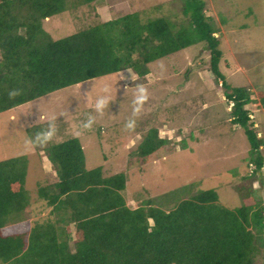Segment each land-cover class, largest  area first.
Returning a JSON list of instances; mask_svg holds the SVG:
<instances>
[{"label": "trees", "instance_id": "16d2710c", "mask_svg": "<svg viewBox=\"0 0 264 264\" xmlns=\"http://www.w3.org/2000/svg\"><path fill=\"white\" fill-rule=\"evenodd\" d=\"M65 2L0 0V112L123 69L144 78L152 61L203 43L209 70L231 102L230 121L243 129L253 172L260 170L263 140L244 108L251 92L231 85L221 72L217 28L204 13V0L183 1L187 20L181 25L161 15L142 21L133 11L51 39L42 22L64 10ZM257 93L264 107V91ZM27 132L54 173L51 182L38 185L37 195L55 220L31 226L18 220L28 205L27 160H0V264H264V206L252 192L234 208L222 205L214 188L168 200L169 208L150 198L130 207L122 193L125 174L85 168L76 136L53 142L42 123ZM169 143L150 127L130 159L143 163Z\"/></svg>", "mask_w": 264, "mask_h": 264}, {"label": "rangeland", "instance_id": "374dc122", "mask_svg": "<svg viewBox=\"0 0 264 264\" xmlns=\"http://www.w3.org/2000/svg\"><path fill=\"white\" fill-rule=\"evenodd\" d=\"M184 0H66L65 9L43 20L51 39H57L98 22L137 11L142 21L164 16L177 25L186 23ZM204 13L217 28L219 67L228 83L249 88L252 102L244 108L264 158V0H204ZM149 73L138 78L130 69L105 74L71 85L15 108L0 112V160L24 155L27 160L25 189L28 205L18 220L29 226L55 220L50 207L39 199L38 185L51 182L49 162L34 148L27 130L38 123L48 129L53 142L76 136L84 153L85 168L102 167L104 176L123 172L122 192L128 206L146 199L169 208L176 199L199 189L214 188L218 201L239 206L246 191L264 206V159L259 171L249 162V144L243 129L230 121L231 102L220 81L209 70L203 43L189 46L148 64ZM146 99L133 104L137 86ZM109 102L102 112L95 104ZM136 107V111L133 108ZM92 118L91 126L84 122ZM131 123V127L127 126ZM150 127L169 145L149 155L143 163L130 159ZM181 140L186 148H181ZM48 162V163H47ZM17 221V220H16ZM74 227L68 226L74 248ZM258 264H263L259 260Z\"/></svg>", "mask_w": 264, "mask_h": 264}, {"label": "clouds", "instance_id": "9594fccd", "mask_svg": "<svg viewBox=\"0 0 264 264\" xmlns=\"http://www.w3.org/2000/svg\"><path fill=\"white\" fill-rule=\"evenodd\" d=\"M136 95L133 98V104L134 105H139L140 102H142L143 100L146 99V90L144 87L142 86H137L136 88ZM109 102V98L108 97H101L97 100L96 104H95V109L97 112H102L104 107L108 104ZM137 109L136 107L133 108V111L135 112ZM92 118L89 117L85 122H84V127L87 128L89 126H91L92 124ZM129 127H131V123L129 122L128 125Z\"/></svg>", "mask_w": 264, "mask_h": 264}, {"label": "crops", "instance_id": "0c3cea01", "mask_svg": "<svg viewBox=\"0 0 264 264\" xmlns=\"http://www.w3.org/2000/svg\"><path fill=\"white\" fill-rule=\"evenodd\" d=\"M135 207V206H134Z\"/></svg>", "mask_w": 264, "mask_h": 264}]
</instances>
